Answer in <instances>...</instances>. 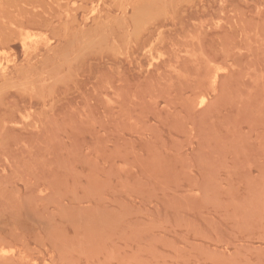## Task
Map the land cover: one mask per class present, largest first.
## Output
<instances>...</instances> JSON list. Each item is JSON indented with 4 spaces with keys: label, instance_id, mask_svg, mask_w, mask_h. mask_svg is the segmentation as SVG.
<instances>
[{
    "label": "rangeland",
    "instance_id": "1",
    "mask_svg": "<svg viewBox=\"0 0 264 264\" xmlns=\"http://www.w3.org/2000/svg\"><path fill=\"white\" fill-rule=\"evenodd\" d=\"M0 264H264V0H0Z\"/></svg>",
    "mask_w": 264,
    "mask_h": 264
},
{
    "label": "bare ground",
    "instance_id": "2",
    "mask_svg": "<svg viewBox=\"0 0 264 264\" xmlns=\"http://www.w3.org/2000/svg\"><path fill=\"white\" fill-rule=\"evenodd\" d=\"M166 2V1H165ZM93 6H94V4H93ZM143 6V5H142ZM146 6V5H145ZM124 7V6H123ZM119 11H120V9H119ZM145 11V10H144ZM93 13V12H92ZM123 16V15H122ZM151 16V15H150ZM107 17V16H106ZM18 20V19H17ZM13 21V20H12ZM9 31V30H8ZM100 32V31H99ZM92 33V32H91ZM92 34H94V33H92ZM128 34V33H127ZM94 35H96V34H94ZM139 35V34H138ZM130 37H131V35H130ZM32 38V37H31ZM33 39V38H32ZM27 51L29 50V49H26ZM73 52V51H72ZM82 55V54H81ZM57 57V56H56ZM67 60H68V57H65ZM73 62H75V61H73ZM42 65V64H41ZM49 70V69H48ZM74 72H77V71H74ZM78 74V73H77ZM31 75V74H30ZM70 75V74H69ZM54 79V78H53ZM72 79H73V77H72ZM56 81H60V80H56ZM52 91V90H51ZM50 91V92H51ZM45 100V99H44ZM43 100V101H44Z\"/></svg>",
    "mask_w": 264,
    "mask_h": 264
}]
</instances>
